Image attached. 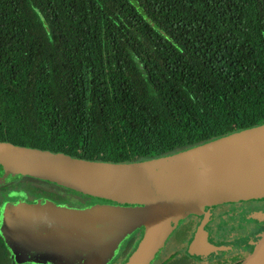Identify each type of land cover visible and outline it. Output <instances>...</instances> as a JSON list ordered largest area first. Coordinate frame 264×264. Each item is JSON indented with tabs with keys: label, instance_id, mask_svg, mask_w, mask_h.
Here are the masks:
<instances>
[{
	"label": "trees",
	"instance_id": "16d2710c",
	"mask_svg": "<svg viewBox=\"0 0 264 264\" xmlns=\"http://www.w3.org/2000/svg\"><path fill=\"white\" fill-rule=\"evenodd\" d=\"M262 123L264 0H0V140L124 162Z\"/></svg>",
	"mask_w": 264,
	"mask_h": 264
},
{
	"label": "water",
	"instance_id": "95a60500",
	"mask_svg": "<svg viewBox=\"0 0 264 264\" xmlns=\"http://www.w3.org/2000/svg\"><path fill=\"white\" fill-rule=\"evenodd\" d=\"M31 176L103 203H4L1 231L18 261L107 264L120 243L143 227L124 264H149L169 233L206 206L264 198V123L148 159L112 162L0 140V185ZM256 217L264 221V212ZM197 232L193 252L207 249ZM239 264H264V227L248 239ZM208 250V249H207Z\"/></svg>",
	"mask_w": 264,
	"mask_h": 264
},
{
	"label": "flooded vegetation",
	"instance_id": "af4514ba",
	"mask_svg": "<svg viewBox=\"0 0 264 264\" xmlns=\"http://www.w3.org/2000/svg\"><path fill=\"white\" fill-rule=\"evenodd\" d=\"M19 177L22 176L15 179ZM32 179L49 182L35 177ZM5 184L11 185V182L0 185V217L6 202H44L52 199L50 190L34 187V191H29L20 189L24 188L20 184L4 186ZM53 200L57 203L56 199ZM259 212H264V198L222 202L206 206L201 213H190L169 233L149 264H239L246 253L247 240L264 227V221L256 217ZM143 229L138 228L128 235L107 264H124L142 237ZM199 229L205 234L203 245L208 250L193 252L190 248ZM32 255V260H17L16 253L1 231L0 218V264H49L35 257L36 253Z\"/></svg>",
	"mask_w": 264,
	"mask_h": 264
},
{
	"label": "rangeland",
	"instance_id": "374dc122",
	"mask_svg": "<svg viewBox=\"0 0 264 264\" xmlns=\"http://www.w3.org/2000/svg\"><path fill=\"white\" fill-rule=\"evenodd\" d=\"M6 182H11V184H15V185H19L20 184V186L24 187V188H20V189H27L29 191H34V187H35V188H42V189L50 190V191H53V192H56V193L57 192L64 193L65 195H69L68 197L71 196L70 199L67 201V203L70 206H74V207H78L79 206L76 203L78 200H82V199L85 198V197L82 196L83 194L80 195V194H78V193H76L74 191L69 190L68 188H65L63 186L57 185L55 183L51 184L49 182H45V181L42 182V181H38L36 179H32L31 176H25V177L22 176V177H19V179H12L11 181L10 180L9 181H5L4 183H6ZM4 183H2V184H4ZM36 191H38V190H36ZM51 200H53V199H51ZM61 201L59 199V200H57V203H61ZM95 203H98V202L95 201L93 204H95ZM93 204H91V205H93ZM88 206H90V205H88ZM79 207H81V206H79Z\"/></svg>",
	"mask_w": 264,
	"mask_h": 264
}]
</instances>
